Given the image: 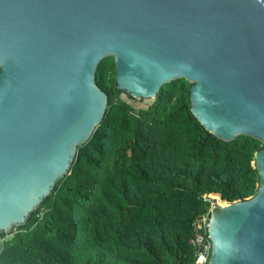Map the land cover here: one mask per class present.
Masks as SVG:
<instances>
[{
  "label": "water",
  "instance_id": "95a60500",
  "mask_svg": "<svg viewBox=\"0 0 264 264\" xmlns=\"http://www.w3.org/2000/svg\"><path fill=\"white\" fill-rule=\"evenodd\" d=\"M105 58L126 104L185 80L208 133L264 145V0H0V232L26 222L102 122ZM255 166L256 194L210 214L209 264H264V148Z\"/></svg>",
  "mask_w": 264,
  "mask_h": 264
},
{
  "label": "trees",
  "instance_id": "16d2710c",
  "mask_svg": "<svg viewBox=\"0 0 264 264\" xmlns=\"http://www.w3.org/2000/svg\"><path fill=\"white\" fill-rule=\"evenodd\" d=\"M95 83L108 99L102 122L26 222L0 232L11 236L0 264H195L192 227L209 197H253L264 145L208 133L185 80L162 86L146 109L121 100L113 58L99 63Z\"/></svg>",
  "mask_w": 264,
  "mask_h": 264
},
{
  "label": "built area",
  "instance_id": "2783aa9c",
  "mask_svg": "<svg viewBox=\"0 0 264 264\" xmlns=\"http://www.w3.org/2000/svg\"><path fill=\"white\" fill-rule=\"evenodd\" d=\"M215 206L217 205L216 203L214 204V200H212L208 211L202 215L192 227L190 244L194 248L195 264H209L212 243L208 237V225L210 214Z\"/></svg>",
  "mask_w": 264,
  "mask_h": 264
},
{
  "label": "rangeland",
  "instance_id": "374dc122",
  "mask_svg": "<svg viewBox=\"0 0 264 264\" xmlns=\"http://www.w3.org/2000/svg\"><path fill=\"white\" fill-rule=\"evenodd\" d=\"M129 105H131V106H133V107H135L136 109H146L147 108V106H148V104H147V102L146 101H144V100H136V99H131L130 100V102H129ZM211 200H214V204L215 203H217V201H218V198L217 197H215V198H211V197H209ZM217 200V201H216ZM216 201V202H215ZM225 203H227L226 201H225ZM226 204H224V206H225ZM43 214H44V212L43 211H41L40 212V217H42L43 216ZM11 239V236H8V237H6V239H4V240H0V248L3 246V244L5 243V241H8V240H10Z\"/></svg>",
  "mask_w": 264,
  "mask_h": 264
},
{
  "label": "bare ground",
  "instance_id": "6f19581e",
  "mask_svg": "<svg viewBox=\"0 0 264 264\" xmlns=\"http://www.w3.org/2000/svg\"><path fill=\"white\" fill-rule=\"evenodd\" d=\"M211 196V195H210ZM217 201V200H216ZM224 202L225 201H222L221 199L218 198V201L216 203L217 206H222V207H226L228 206V203L224 206Z\"/></svg>",
  "mask_w": 264,
  "mask_h": 264
}]
</instances>
